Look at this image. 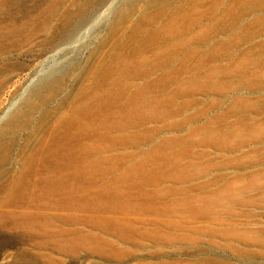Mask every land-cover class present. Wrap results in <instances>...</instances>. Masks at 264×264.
<instances>
[{"label":"bare ground","instance_id":"6f19581e","mask_svg":"<svg viewBox=\"0 0 264 264\" xmlns=\"http://www.w3.org/2000/svg\"><path fill=\"white\" fill-rule=\"evenodd\" d=\"M113 1L55 0L11 11L0 28V53L45 27L51 48L82 43L73 66L48 72L17 108L0 100L1 242L34 237L88 264H183L166 248L201 231L181 208L189 188L177 185L189 180L187 139L161 135L174 123L151 124L204 45L233 29L264 31V0H122L84 60V33ZM22 67H0V99Z\"/></svg>","mask_w":264,"mask_h":264},{"label":"rangeland","instance_id":"374dc122","mask_svg":"<svg viewBox=\"0 0 264 264\" xmlns=\"http://www.w3.org/2000/svg\"><path fill=\"white\" fill-rule=\"evenodd\" d=\"M54 1L0 0V28L7 25L11 11L45 10ZM121 2H111L102 18L86 29L82 39L91 44L82 48L84 60ZM52 23H58L56 17ZM231 31L222 33L218 43L204 45L200 59L187 63L184 76L172 77L163 116L151 124L174 123L173 130L161 135H184L187 139L183 165L189 180L177 185L189 188L188 203L181 208L187 210L190 219L195 218L201 231L194 242L166 248L167 254L183 264H264V31ZM50 33L45 27L17 48L0 53V67L6 63L23 66L13 72L0 99L3 106L15 100L11 111L48 72L53 74L63 66L67 70L77 59L82 43L51 48L47 42ZM15 88L19 93L12 96ZM192 128L195 131L189 133ZM23 240L17 238L16 244L4 247L0 237V264H88L80 257L52 251L53 246L40 250L34 247L40 242L34 237ZM20 251H27L26 258ZM44 256L56 262H47Z\"/></svg>","mask_w":264,"mask_h":264}]
</instances>
